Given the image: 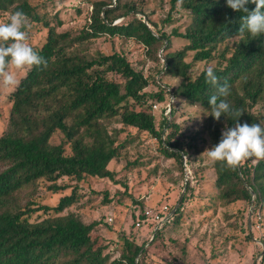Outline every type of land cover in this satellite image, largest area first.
Returning a JSON list of instances; mask_svg holds the SVG:
<instances>
[{"label": "trees", "instance_id": "1", "mask_svg": "<svg viewBox=\"0 0 264 264\" xmlns=\"http://www.w3.org/2000/svg\"><path fill=\"white\" fill-rule=\"evenodd\" d=\"M168 2L170 10L178 7L188 13L183 32L173 29L166 34L157 29L147 12L127 0L92 1L86 26L75 30H58L63 19L58 12L49 16L48 2L32 5L29 0H0V15L23 11L33 23L31 28H46L42 43L31 46L48 62L43 70H26L9 94L7 127L0 135V165L4 166L0 170V264H142L139 260L148 247L145 242L137 243L122 234L110 247V241L97 232L100 220L86 223L77 211L63 212L83 198L78 183L86 177L115 181L116 172L108 164L135 137L120 140L123 127L114 124L147 132L166 158L177 161L179 171L190 165L191 155L200 150L197 141L203 132L208 133L211 147L219 142L225 126H234L235 117L222 116L216 121L208 116L207 101L216 87L205 83L206 67L214 68L220 84L230 86L227 100L233 111L243 112L238 122L264 126V35L240 42L231 39L243 13L227 7L226 0ZM246 7L251 11L255 5ZM75 10V14L81 13V8ZM129 12L134 13L132 18L114 23ZM102 36L141 44L148 57L161 61L159 76L144 74L116 51L89 54L80 49L81 43ZM173 37L184 42L171 51ZM160 48L164 51L158 55ZM201 62L205 65L194 70ZM162 76L178 81L170 87L160 83ZM150 84L158 89L147 91ZM171 95V103L179 100L184 108H198L207 116L206 125L184 137L172 116L157 126L153 106L168 101ZM171 103L165 116L171 115ZM258 105L263 112L256 109ZM56 133L62 137L53 143ZM211 169L216 201L224 205L251 201L264 216V160H248L235 169L218 162ZM41 182H49L45 188L50 194L70 191L54 205L43 204V196L37 197ZM189 182L186 179V190ZM91 194L100 195L102 205L112 201L107 190ZM181 209L172 219L144 221L148 209L140 208L133 224L140 220V226L150 225L152 245L163 224L180 222Z\"/></svg>", "mask_w": 264, "mask_h": 264}, {"label": "rangeland", "instance_id": "2", "mask_svg": "<svg viewBox=\"0 0 264 264\" xmlns=\"http://www.w3.org/2000/svg\"><path fill=\"white\" fill-rule=\"evenodd\" d=\"M29 1L32 5L48 2L49 16L58 12L63 19V24L58 30H75L86 26L92 8L91 2L97 0ZM127 1L134 2L138 8L147 12L155 27L166 34H170L173 29L183 32L189 22L188 13L178 7L170 10L168 0ZM76 7L81 8L80 14H75ZM9 16V12L0 15V22H7ZM133 16V12L118 16L114 23L127 21ZM136 16H140V13ZM168 19L171 20L167 22ZM32 25L33 23L28 21L24 29L28 35L27 42L30 45H40L45 37L46 28L42 27L40 31H36L31 28ZM183 42V39L173 37L169 50L180 49ZM79 47L89 54L97 51L106 53L116 51L124 55L132 66L142 70L144 74L159 76L161 61H154L148 57L145 48L132 39L102 36L83 42ZM161 49L158 50V55ZM186 59L190 60L191 57ZM213 63L212 61L209 65ZM204 65V62L196 63L194 70H200ZM26 70L18 73V80ZM158 79L160 83H166L170 87L178 81L177 78L170 76H162ZM157 89L155 84L147 87V91L150 92ZM12 90H0V135L7 127L11 107L9 94ZM166 101L153 106L157 126L172 116L180 125V136L184 137L206 125L207 116L199 113L198 108H184L182 101L179 100L173 103L171 99ZM170 103L173 104V110L171 115L165 116V113L170 112L168 111ZM256 109L263 112L259 105ZM114 126L123 127L119 134L120 140L125 137H135L133 142L108 164V167L116 172L115 181L107 178L86 177L78 183L79 191L85 193L83 198L72 207L65 209L63 213L70 210L77 211L86 223L100 220L101 224L97 227V232L110 241V247L115 246L122 234L134 238L137 243L145 242L144 247L147 245L148 247L139 260L142 264H264L262 212H259L251 201H237L224 205L213 197L214 174L211 165L206 163L207 157L203 154L205 149L211 148L206 131L197 141V147L200 150L191 155L190 165L184 166V169L179 171L177 161L166 158L158 149L157 140L147 132H138L131 126L120 124H114ZM168 131L170 128L164 130L165 134ZM61 137V134L56 133L51 141L58 143ZM2 169L4 166L0 165V170ZM186 179L190 181L187 190ZM48 183L41 182L37 190V197L43 196L41 200L43 204L54 205L60 196L70 191L67 189L64 193L50 194L45 188ZM93 190H107L112 201L102 205V197L91 194ZM25 201L26 198L22 199V202ZM140 201L142 205L138 204ZM163 206L167 209L162 214L168 218H171L182 206L181 220L176 225L172 223V220L163 224L157 242L150 245V239L154 237L149 230L150 225L142 224L140 228L135 227L133 224L135 213L142 208L154 214ZM175 207L176 210L172 213Z\"/></svg>", "mask_w": 264, "mask_h": 264}, {"label": "clouds", "instance_id": "3", "mask_svg": "<svg viewBox=\"0 0 264 264\" xmlns=\"http://www.w3.org/2000/svg\"><path fill=\"white\" fill-rule=\"evenodd\" d=\"M178 5L183 0H177ZM249 3L255 7L249 11ZM227 7L241 12L240 26L231 39L244 41L264 35V0H226ZM28 18L23 11L10 14L7 22H0V90L15 89L19 85L17 75L23 70L47 68L48 62L40 56L27 42L28 35L24 30ZM163 52L164 49H161ZM164 60V57L161 56ZM205 83L216 87L207 104L209 114L218 121L222 116H233L234 126L222 130L219 142L205 149L206 163L215 165L220 162L227 169H235L243 162L252 160L254 163L264 160V126L261 123H240L238 118L243 112L233 111L227 97L230 86L220 84L212 66L204 70Z\"/></svg>", "mask_w": 264, "mask_h": 264}, {"label": "built area", "instance_id": "4", "mask_svg": "<svg viewBox=\"0 0 264 264\" xmlns=\"http://www.w3.org/2000/svg\"><path fill=\"white\" fill-rule=\"evenodd\" d=\"M170 99L173 101V96L171 95L170 96ZM171 101V102H172ZM155 106V105H154ZM170 110V105H169V108H168V111ZM183 159H184V161H185V156L183 155ZM167 209V207L166 206H163L162 207V209H160V210H158V211H156L154 214H152V211H149V210H146L145 211V217H144V221H149L150 219L151 220H153V221H159V220H164V218H166V216H164L163 218H162V213H164V212H166L165 210ZM111 220V219H110ZM140 224H141V221L140 220H138V221H136V223H135V225L138 227V226H140Z\"/></svg>", "mask_w": 264, "mask_h": 264}, {"label": "water", "instance_id": "5", "mask_svg": "<svg viewBox=\"0 0 264 264\" xmlns=\"http://www.w3.org/2000/svg\"><path fill=\"white\" fill-rule=\"evenodd\" d=\"M180 199H181V197H180ZM175 210H176V207L172 210V213H174ZM166 218H168V217H166ZM150 240H152V238Z\"/></svg>", "mask_w": 264, "mask_h": 264}]
</instances>
